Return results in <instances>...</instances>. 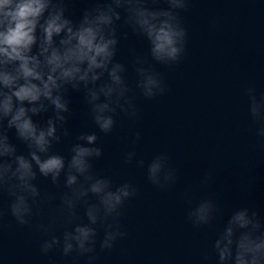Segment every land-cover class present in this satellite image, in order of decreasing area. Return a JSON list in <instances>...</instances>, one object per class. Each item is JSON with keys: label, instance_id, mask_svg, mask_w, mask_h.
<instances>
[{"label": "clouds", "instance_id": "obj_1", "mask_svg": "<svg viewBox=\"0 0 264 264\" xmlns=\"http://www.w3.org/2000/svg\"><path fill=\"white\" fill-rule=\"evenodd\" d=\"M191 2L89 0L74 20L71 0H0V198H8L6 208L0 204V230L13 222L34 230L43 256L59 252L70 264L81 258L99 264L101 253L127 238L126 206L139 188L128 180L115 183L108 171L94 168L104 156L99 134L111 135L120 116L138 123L143 118L138 98L150 101L168 92L157 66L172 70L185 59L183 14ZM130 36L147 50L130 47L128 62H121V40ZM70 93L82 94L96 131H79L65 155L54 147L71 135ZM244 94L250 130L264 151V92L250 85ZM141 139L136 131L130 142L135 146ZM122 161L145 170L147 182L159 191L177 183L179 169L166 151L146 160L133 147ZM41 178L55 191L42 190ZM212 180L207 172L198 187L206 189ZM194 191L189 186L181 193L185 220L194 228L210 227L222 214L220 206L208 192L194 200ZM7 216L11 222L5 225ZM213 257L215 264H264V215L249 207L233 210L204 264Z\"/></svg>", "mask_w": 264, "mask_h": 264}]
</instances>
